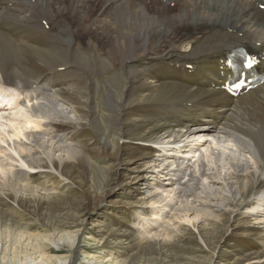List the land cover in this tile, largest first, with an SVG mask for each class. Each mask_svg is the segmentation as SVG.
<instances>
[{"label": "bare ground", "instance_id": "1", "mask_svg": "<svg viewBox=\"0 0 264 264\" xmlns=\"http://www.w3.org/2000/svg\"><path fill=\"white\" fill-rule=\"evenodd\" d=\"M260 2L0 0V264L74 262L88 220L108 264H264V84L215 87Z\"/></svg>", "mask_w": 264, "mask_h": 264}, {"label": "rangeland", "instance_id": "2", "mask_svg": "<svg viewBox=\"0 0 264 264\" xmlns=\"http://www.w3.org/2000/svg\"><path fill=\"white\" fill-rule=\"evenodd\" d=\"M103 4H104V2H103ZM41 5H43V3H41ZM100 6H101V3L99 4V7ZM45 7H46V5H45ZM94 16L95 15H91V18H94ZM102 17L105 18L104 21L107 23L109 21H111V18L105 17V15H102ZM126 110H128V109H126ZM203 138H205V137H202V139H201L202 142L204 141ZM210 143H213V139H210ZM96 165H97L96 172L97 171L99 172L101 170L100 168L102 167V165L104 166L105 164L102 162V163L96 164ZM115 198L116 197L114 195L111 200H114ZM107 201L110 202V199H107ZM108 202L104 204L105 205V207H104L105 211H101L104 213V216H105L104 219L102 217L103 222H105L106 224H111V226H112L111 228H115V227L119 228L118 227L119 224H117V223H119L121 220V219H119L120 214L118 213L116 217L111 218L114 215L113 211H112L114 208L113 207H111L112 209L107 208L106 206L109 205ZM168 213H169L168 216H166V215L158 212V214L154 215V216H156V219L158 221H167V220H169V217L171 215V211ZM24 214L25 215L23 216V219H22L23 222H29L31 220H33V222H34L35 219L33 216H31L27 213H24ZM171 218L173 221V217H171ZM174 221H176V219H174ZM91 223H92V220L86 221V223H85L86 226L80 232L82 240L79 243L78 255H77L75 261L70 262V260L68 259L70 251H69V247L66 245L60 251V252H62L63 259L62 260L60 259L58 264H101V263L102 264H108L111 261L110 257L112 258V255H110V254L112 251L104 248L103 242H100V239H98V237L95 239L96 234L93 232L95 229V226H92L93 224H91ZM95 224H97L96 226H98V228H103L102 227L103 223H97L96 222ZM148 226H150V227H148ZM157 226H158V224L154 223V227H157ZM138 227L141 230H143V231L140 230L143 233L145 232L146 229H147L146 231H150L152 228L151 225L147 224L146 222H142L141 224L138 225ZM44 228L45 227H44V225H42V223L37 222V223H34V225H32L31 230L36 231L38 229H44ZM48 245L52 246L53 248L57 247L56 241L54 239H53V241L48 242ZM182 253H184L185 257H187L186 262L178 261V260H175L172 258L173 260L170 259L169 263L170 264H186V263L187 264H202L201 262L193 261L192 259L189 261V258L195 254H199L200 256L205 257L206 251L185 250ZM96 257L100 260L101 263H98L99 260L96 259ZM211 264H215V263L213 262Z\"/></svg>", "mask_w": 264, "mask_h": 264}]
</instances>
